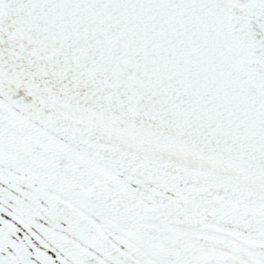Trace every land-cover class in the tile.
I'll use <instances>...</instances> for the list:
<instances>
[{"label":"snow or ice","instance_id":"6c2138e0","mask_svg":"<svg viewBox=\"0 0 264 264\" xmlns=\"http://www.w3.org/2000/svg\"><path fill=\"white\" fill-rule=\"evenodd\" d=\"M0 264H264V0H0Z\"/></svg>","mask_w":264,"mask_h":264}]
</instances>
